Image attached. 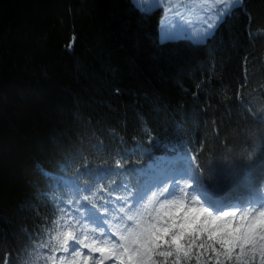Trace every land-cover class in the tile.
Wrapping results in <instances>:
<instances>
[{
    "label": "trees",
    "instance_id": "16d2710c",
    "mask_svg": "<svg viewBox=\"0 0 264 264\" xmlns=\"http://www.w3.org/2000/svg\"><path fill=\"white\" fill-rule=\"evenodd\" d=\"M160 18L131 0H0V264L41 246L51 198L122 215L178 152L214 198L264 199V0L201 44L160 43Z\"/></svg>",
    "mask_w": 264,
    "mask_h": 264
},
{
    "label": "rangeland",
    "instance_id": "374dc122",
    "mask_svg": "<svg viewBox=\"0 0 264 264\" xmlns=\"http://www.w3.org/2000/svg\"><path fill=\"white\" fill-rule=\"evenodd\" d=\"M151 1L162 7L164 20L169 24V29L172 27L171 31L176 24L181 25V29L177 30L176 33H171L175 38L169 39L162 35L159 40L160 43L176 40H187L194 44L204 43L206 39L214 33L217 25L224 19V17L229 14L233 8L241 4L239 0H233V3L235 4L234 6H232L230 0H225L224 4L219 3L218 0H186L188 5L187 9L191 10V12L185 15L180 9L181 7H176V0ZM225 7L228 8L227 13L221 18L219 23H217V18L220 15L219 10ZM139 10L144 12V10ZM152 11L153 10L144 13H150ZM171 23L173 24L172 26ZM213 25L214 27H212ZM188 27L191 28L187 29ZM186 164V162H183V164L177 165L176 168H169L162 172L160 178L157 180L158 185L153 188H148L129 209H126L125 213L127 220L119 216L115 219V224H109L110 226H107L110 230L108 233H98L97 227L99 226V223L85 219L86 223L90 222L91 225L89 227L93 229L96 234V242L90 244V247L107 245L116 249L117 252L121 251L123 246H130L132 240L144 229L155 223H159V216L162 210H166L171 206L176 205L179 201H183L190 207L195 206L197 208H203L213 216H220L224 213L243 215L248 212L256 215L257 213L264 212V199L258 204L248 203L246 205H241L228 202L229 204L221 205V207L224 206L222 207V211L215 209L213 205L204 203L200 197H206L204 189L199 185L196 176L191 173V167ZM60 202L63 203L60 204ZM48 205L50 212V228L48 230L47 241L44 244V248L52 247V253L47 255L44 250H39V252L34 253L33 257L27 262V264H69L70 261H73L76 258H62L59 250H62L63 248L71 249L72 247H75L79 241V237H75L74 231L79 233L80 230L69 224L66 221L67 219L63 217L67 212V209H71L78 215V209L80 208L79 202L68 196L64 201L51 198ZM57 213L59 217L62 218H60V220L57 219L58 221L56 218H53V221L51 222L50 218ZM79 216L81 215L79 214ZM68 234H71L70 238ZM204 239L206 240V237ZM216 247H218V245ZM56 250L57 252L54 253ZM161 251L167 252L171 251V249L161 248L158 250V252ZM90 255L93 257L92 264H96V261L100 259L99 254L91 251ZM155 259L158 264H163V258L158 254ZM201 259H207L208 264H214V259L211 253H208L206 257H202ZM246 259L248 260V264H261L258 255H250ZM108 264H116V261L110 259ZM169 264H172L171 260L169 261ZM188 264H196L195 257H193ZM225 264H242V261H237L234 256L231 260L225 261Z\"/></svg>",
    "mask_w": 264,
    "mask_h": 264
},
{
    "label": "snow or ice",
    "instance_id": "6c2138e0",
    "mask_svg": "<svg viewBox=\"0 0 264 264\" xmlns=\"http://www.w3.org/2000/svg\"><path fill=\"white\" fill-rule=\"evenodd\" d=\"M218 2L224 4L225 0ZM230 2L235 5L233 0ZM227 10V7L219 10L217 23ZM163 37L175 38L170 33H165ZM68 235L70 238L71 234ZM161 248H170L171 251L158 252ZM90 250L99 254L96 264H103L104 259H114L116 264H158L155 259L157 254L163 258V264H169L170 260L172 264H188L193 257L196 264H208L207 259H201L208 253H211L214 264H225L234 256L242 264H248L246 258L250 255H258L261 264H264V212L213 216L203 208L190 207L179 201L162 210L159 223L144 229L130 246H123L121 251L117 252L107 245L93 246ZM92 261L91 255L78 253L69 264H92Z\"/></svg>",
    "mask_w": 264,
    "mask_h": 264
},
{
    "label": "crops",
    "instance_id": "0c3cea01",
    "mask_svg": "<svg viewBox=\"0 0 264 264\" xmlns=\"http://www.w3.org/2000/svg\"><path fill=\"white\" fill-rule=\"evenodd\" d=\"M176 7L179 8L184 12V14H188L191 12V10L187 9L188 5L186 0H176ZM133 5L139 10H144V12H149L151 10L159 9L162 13L161 18H160V23H159V40L161 39V36L164 35L165 33H173L176 29L179 30L181 29L179 24H176V26L173 28L171 31V28L169 29V24L164 20V13L162 11V7L156 5L153 1L151 0H131ZM173 24L171 23V26ZM191 27H188L187 29H190Z\"/></svg>",
    "mask_w": 264,
    "mask_h": 264
},
{
    "label": "water",
    "instance_id": "95a60500",
    "mask_svg": "<svg viewBox=\"0 0 264 264\" xmlns=\"http://www.w3.org/2000/svg\"><path fill=\"white\" fill-rule=\"evenodd\" d=\"M108 263V259H104L103 264H107Z\"/></svg>",
    "mask_w": 264,
    "mask_h": 264
},
{
    "label": "bare ground",
    "instance_id": "6f19581e",
    "mask_svg": "<svg viewBox=\"0 0 264 264\" xmlns=\"http://www.w3.org/2000/svg\"><path fill=\"white\" fill-rule=\"evenodd\" d=\"M233 202H235V201H233Z\"/></svg>",
    "mask_w": 264,
    "mask_h": 264
}]
</instances>
